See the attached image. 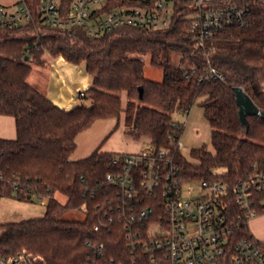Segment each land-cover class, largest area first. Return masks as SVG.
Wrapping results in <instances>:
<instances>
[{"label": "trees", "instance_id": "obj_1", "mask_svg": "<svg viewBox=\"0 0 264 264\" xmlns=\"http://www.w3.org/2000/svg\"><path fill=\"white\" fill-rule=\"evenodd\" d=\"M122 2L110 0L106 9ZM207 3L246 9L249 25L226 28L202 48L190 33L195 10L175 2L166 30L119 28L90 38L81 29L42 34L0 29V115L13 117L17 128L15 139L0 138V199L43 198L47 208L41 218L6 225L0 257L25 254L31 264H155L152 257L164 261L162 254L131 246L121 191L107 180L121 170L114 161L122 163V155L97 149L87 158L71 159L77 137L98 120L124 115L127 133L146 136L157 152L174 156L188 181L236 183L255 171L264 173V119L248 117L249 131L244 132L234 92L242 87L264 112V0ZM135 54L150 56L162 70L160 82L146 76L145 62ZM175 54L181 55L179 66L172 64ZM47 55L84 64L93 81L85 91L89 105L65 110L30 83L35 68L47 66ZM209 67L225 82L207 80ZM199 100L214 151L196 149L195 160L188 161L171 137L177 125L183 130L174 113L190 112ZM142 200L141 208L154 207L155 198L145 195ZM82 209L83 221L63 219L67 212ZM241 214L232 211L240 236L250 238ZM133 226L134 231L145 229Z\"/></svg>", "mask_w": 264, "mask_h": 264}, {"label": "built area", "instance_id": "obj_2", "mask_svg": "<svg viewBox=\"0 0 264 264\" xmlns=\"http://www.w3.org/2000/svg\"><path fill=\"white\" fill-rule=\"evenodd\" d=\"M109 1L16 0L7 5L0 0V29L28 30L32 34L81 29L90 38L119 28L166 30L174 18L175 2H185L195 10L190 33L202 48L226 28L249 25L246 9L211 6L207 0H123L121 5L106 9ZM206 79L225 82L212 67L207 69ZM76 98L85 99V91L78 92ZM179 128L177 125L176 136L171 137L181 149ZM122 157V163L114 161L121 170L108 175L107 180L121 191L132 247L143 246L150 253L162 254L161 263L152 257L155 264H264L262 242L253 234L250 238L240 236L232 216L235 209L240 211L239 218L249 225L264 214V173L255 171L236 183L188 181L179 162L166 150L157 152L153 147L148 154ZM189 182L197 184V189H189L194 196L185 198L183 187ZM145 195L155 198L154 207L141 208ZM39 199L46 204V199ZM137 223L144 231H134L133 224ZM0 264L31 263L21 254L0 257Z\"/></svg>", "mask_w": 264, "mask_h": 264}, {"label": "rangeland", "instance_id": "obj_3", "mask_svg": "<svg viewBox=\"0 0 264 264\" xmlns=\"http://www.w3.org/2000/svg\"><path fill=\"white\" fill-rule=\"evenodd\" d=\"M1 1L7 5H10L13 4L16 0ZM133 57L142 59L145 62V72L146 76L149 79L157 82H160L162 80V70L151 63L149 55L135 54L133 55ZM46 58L53 57L47 55ZM180 62L181 55H173L172 64L174 66H179ZM73 66L76 67L77 65ZM77 67H79L82 71L85 70L84 64L78 65ZM42 70L43 69L41 68H35V71L30 78V83L40 91H42L40 77L42 75ZM88 77L91 78L89 75ZM73 100L75 102L78 101L79 105H81L82 103L89 105V102L84 99H78L75 97V95L73 97ZM201 101L202 100H199L197 102L190 113H174V119L184 126L180 136V140L183 145V147L180 149V153L188 161L195 160L192 153L196 149L206 148L209 152L214 151L211 139V128L205 118L204 109L201 106ZM190 120L200 121L203 128L202 131L197 132L194 129L195 127L193 125H190ZM79 136L81 138L82 147L87 146L94 140V138L101 137L99 148L100 150L102 149V151L123 146L124 142H126L125 138H131L132 140H134L135 144L133 146L138 149H142L143 147H146L150 144V141L146 136L136 138L133 135L127 133L124 115H122L120 118L98 120L90 129L84 131ZM138 149H135L134 151L136 152V150ZM79 152V148L77 147L76 151L72 155V159H77ZM123 152L127 154L132 153V151L130 152L125 150ZM138 153L139 152H136V154ZM196 186L197 184L195 183H186L183 187V196L185 198H192L194 195L189 194L188 190L193 187L197 189ZM58 197L62 202H65V198L63 196L59 195ZM46 211V204L39 198H36L33 202H23L11 197H2L0 199V238L4 237L8 232V228L6 226L7 224L41 218L46 214ZM85 217L86 212L84 209H82L79 211L67 212L63 216V219L69 221H83Z\"/></svg>", "mask_w": 264, "mask_h": 264}, {"label": "crops", "instance_id": "obj_4", "mask_svg": "<svg viewBox=\"0 0 264 264\" xmlns=\"http://www.w3.org/2000/svg\"><path fill=\"white\" fill-rule=\"evenodd\" d=\"M48 64L43 68L41 72V85L42 92H44L47 97L57 106L65 109L71 110L77 106H79L78 101H74L73 97L78 92L86 91L93 84L91 78L88 77L87 72L85 70H81L79 67L73 66L74 64L69 63L65 59L58 58H47ZM85 67V66H84ZM264 90V84H263ZM193 109V108H192ZM191 109V110H192ZM190 110V112H191ZM188 112V113H190ZM209 124V123H208ZM190 125H193L195 130L202 131V123L200 121H191ZM184 127V126H183ZM17 137V128L16 122L13 117L9 116H1L0 115V138L1 139H15ZM150 141V144L142 149L135 148L133 146L135 141L131 138H125L126 142H124L123 146L119 148L107 149L106 151L102 149L100 151L108 153V154H118V155H141L148 154L153 149V144ZM101 137L94 138V140L89 143L87 146L82 147L80 136L77 137V147L79 148V155L77 159L72 160H80L89 157L99 148ZM139 152L136 154L134 151ZM132 151V153L127 154L123 151ZM135 153V154H133ZM251 233L257 238L260 242L264 243V214L252 220L249 224Z\"/></svg>", "mask_w": 264, "mask_h": 264}, {"label": "water", "instance_id": "obj_5", "mask_svg": "<svg viewBox=\"0 0 264 264\" xmlns=\"http://www.w3.org/2000/svg\"><path fill=\"white\" fill-rule=\"evenodd\" d=\"M142 92V89H140ZM236 101L239 108V119L244 132L249 131L248 117H259L264 119V112L256 107L251 97L246 94L242 87H235Z\"/></svg>", "mask_w": 264, "mask_h": 264}]
</instances>
